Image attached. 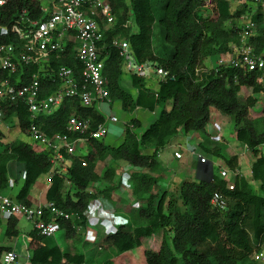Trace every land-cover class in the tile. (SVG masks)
Segmentation results:
<instances>
[{
	"label": "trees",
	"instance_id": "obj_1",
	"mask_svg": "<svg viewBox=\"0 0 264 264\" xmlns=\"http://www.w3.org/2000/svg\"><path fill=\"white\" fill-rule=\"evenodd\" d=\"M113 15V23L105 24L97 18L101 38L97 43L102 58V75L105 77L107 96L118 101L126 111L135 108L160 110L156 118L140 133L136 119L124 124L123 138L117 146L103 144L83 133L68 132L66 121L71 114L87 120L89 130L103 121L91 107L82 106L75 97L65 98L51 113H38L33 119L21 101L0 104V119L11 124L17 119V128L24 131L29 123L45 134H63L69 140L84 137L85 153L64 154L68 160L65 171L55 167L43 199L62 213L73 217L64 219L44 212L62 230L63 247L38 236L29 244L30 264H261L253 261V252L264 244V86L257 73L244 71L228 63L216 69L204 67L211 56H227L232 47L239 45L244 23L236 24L242 16L251 23L246 41L252 52L264 57V0H104ZM157 9V15L153 13ZM45 13L37 0H6L0 5V43L18 47L20 41L10 31L12 25H22L25 19H42ZM130 18L135 30L130 29ZM128 22L127 25H124ZM157 27L168 51L152 50L153 28ZM113 38L125 39L137 62L148 61L166 71L152 90L144 78L129 73L134 93L120 83L122 60L117 49L110 45ZM75 49L68 43L63 52L50 57L51 69L58 65L70 67L74 72L79 65ZM204 68L194 75V68ZM35 66L19 67L9 75L17 83L28 80ZM6 75L5 72L0 76ZM40 76L42 94L56 87V79ZM169 104V109L165 105ZM211 108L229 115L233 121V137L245 145L253 156L251 176L259 181L255 189L242 177H234L232 188L227 180L211 176L208 179L183 180L172 190L157 184L154 174L161 172L157 154L178 132L203 133ZM0 131V138H1ZM209 137L203 136L197 145L203 152L220 157L228 169L237 167L236 154L222 155L220 144L210 146ZM17 162L22 166L21 184L13 199L29 203L27 194L36 178L47 174L51 167L50 153L36 149L22 139L2 142L0 139V191L7 188V165ZM100 162L97 171L96 163ZM117 165L127 164L131 171L126 175L129 194L137 201L136 207L122 213L126 223L100 235L93 249L87 253L80 247L91 243L77 234L75 227H84L82 215L87 202L94 197L109 201L112 190L120 185L113 183ZM160 177V176H159ZM92 184L100 189L88 192ZM219 192L226 201L224 209L210 206L209 197ZM117 213V208L112 206ZM122 215V216H123ZM16 219L6 221L5 235L16 236ZM158 235L152 247L141 245L144 237ZM134 248H138L136 256ZM7 249L0 246V252ZM133 251V252H132Z\"/></svg>",
	"mask_w": 264,
	"mask_h": 264
},
{
	"label": "built area",
	"instance_id": "obj_2",
	"mask_svg": "<svg viewBox=\"0 0 264 264\" xmlns=\"http://www.w3.org/2000/svg\"><path fill=\"white\" fill-rule=\"evenodd\" d=\"M5 1L0 0V5ZM97 18L102 19L105 24L113 23V15L108 3L104 0H55L52 9L45 13L42 19H25L22 25H12L10 31L16 35L20 45L17 50L16 46L11 43H0V73H6V75L0 76V104L10 105L21 101L29 113V118L33 119L38 113H51L65 98L75 97L82 106L93 108L103 121L94 129L89 130L87 120L71 114L66 121V130L78 133L87 131L88 137L99 139L103 144L116 146L114 143L109 144L103 141L111 124L118 120L111 113V100L107 96L105 77L102 75L103 61L99 56L97 46L101 33ZM127 24L128 22L124 25ZM251 26L252 23L246 20L239 45L232 47V51L227 54L230 56L229 59L224 62V57H220V55L211 56L214 61L209 68L216 69L217 66L228 63L244 71H253L257 73V80L264 86V57L254 54L252 47L246 41L247 35L251 33ZM66 43L74 46V57L80 68L74 72L68 66L58 65L54 70H49L51 69L50 57L63 52ZM110 45L117 49L118 55L121 57L123 73H134L144 79H147L149 74L157 76L158 79L166 76V71L159 66L148 61L137 62L125 39L113 38L110 40ZM28 65L35 66L36 71L30 74L26 82L19 84L17 83L18 78L10 80V74L17 72L19 67ZM201 70L199 67L194 68V75L200 74ZM49 72L53 76L52 80L56 79V87L52 91L42 94L40 76H49ZM127 121L122 122V127ZM0 124L18 125L16 118H13L10 125L4 124L0 119ZM24 131L35 147L50 153L51 167L44 175V185H48L50 182L51 173L55 167L59 168L58 171H65V166L61 163L64 154L73 153L74 144L85 139L80 137L69 140L65 135L58 133L47 135L33 123H29ZM218 134L215 132L212 136L216 137ZM261 146L264 144L260 145L259 149ZM243 147L248 150L245 145ZM190 152L197 157V161L200 163L209 161L207 159L209 154L203 152L199 145L192 146ZM173 156L181 157L178 151H174ZM251 161H254V158ZM218 176L228 177L229 175H227L226 169L219 168ZM236 176L235 168L231 170L227 181L228 188H232V180ZM244 180L253 183L255 187L259 185V181L253 179L251 174L244 177ZM120 182L122 185L128 184L125 175L121 174ZM88 192L90 193L91 189H88ZM27 199L29 203H22L0 193V222L4 223L2 232L9 218L22 217L30 222V230L35 235L48 236L58 230V224L52 218L45 220L43 218L45 211L49 215L62 216L64 219L73 217L70 214L62 213L45 199L41 202L38 200L32 202L28 194ZM103 200L107 201L102 197H94L87 202L82 211L85 220L107 219L114 227L126 223V219L107 208ZM209 204L219 210L226 205L225 199L218 192H213L210 195ZM118 220L120 222H117ZM77 228L80 227H75V229ZM85 239L91 241V239ZM33 241L34 239L29 234L24 237L25 251L22 256H19L13 249L2 250L0 264H30L28 246ZM252 259L264 264V244L253 252Z\"/></svg>",
	"mask_w": 264,
	"mask_h": 264
},
{
	"label": "rangeland",
	"instance_id": "obj_3",
	"mask_svg": "<svg viewBox=\"0 0 264 264\" xmlns=\"http://www.w3.org/2000/svg\"><path fill=\"white\" fill-rule=\"evenodd\" d=\"M37 1H38L39 6L41 8H45L47 6L49 0H37ZM153 13L156 16L157 15V9H153ZM262 13H263V18H264V6H262ZM247 19H248V15L242 16L237 20L236 24L243 23ZM130 24H131V26H130L131 31H134L135 26L132 22V18H130ZM151 45H152V50L155 53L158 52L159 50L168 51V49H169L168 46H166L163 43L161 35L158 33L156 26L153 28ZM232 54H233V52H232ZM229 57L230 56H225L224 62H226V59L228 60ZM208 66H209V64H207V62H206L204 64V67L209 68ZM202 69H204V68H202ZM124 78L129 79V74H125L122 72L121 79H124ZM146 78H151L150 79L151 82L152 81L156 82L158 80V77L153 75V74H149L148 77H146ZM126 89L133 93V89L131 88V86H126ZM117 105L119 107H116ZM110 110H111V113L116 116L118 121L116 123H113L115 126L114 128L109 127V131L106 134V137L103 139V141L105 143L112 144L121 135L122 122H124V121H126L132 117L133 118H135L137 116L143 117L139 121L138 127H136L134 129V131L138 133V132L142 131L149 124V122H151L156 117V115L158 114V112L160 110V107L156 106L154 108V110H152V111L150 110L147 112H144L141 109H138V110L135 109V110L129 112V111L123 110L120 107L119 102L114 100V101H112V103L110 105ZM210 127H212L211 130L209 129ZM0 131L2 133L1 138H0L2 142H8V141H11L13 139H22L24 141L31 142L30 139L27 137V134L25 133V131L19 130L17 128V126H15V125L5 126L3 124H0ZM212 132L213 133H215V132L219 133L218 139L221 138V141L218 143H220L219 146L221 148V154L222 155H229L233 152L239 153L241 145L237 141H235V139L233 137V121H232V118L229 115H225L223 113H220L216 109L211 108L209 111V118L204 125L203 133H197V132L194 133L192 131H187L184 134L178 133L175 137L172 138L173 140L177 141V144H179V146H175L174 145L175 142L172 141L173 146L168 151L167 150L163 151V154H162L163 160H164V158L168 157V152L170 154L169 156L172 158V159H170V161H168L167 159L164 160V163L166 162V164L169 165V167L163 166V173L166 174L170 179L178 182L180 179L179 176L181 174H178L177 171H175L177 164L191 165L193 163V166H194L197 162V157L190 152V148L194 145H197L196 141L201 140L203 138V136L207 137L208 134L212 133ZM76 147H77V145H76ZM36 148H38V147H36ZM83 149H85V148H83ZM83 149H75V151L77 154H82ZM173 150H177L180 153L181 157L179 159H173L174 158L173 154H172ZM207 159L209 161L211 160V162L212 161L214 162V164H213L214 168L212 170L214 174L218 175L219 167L225 169V166L222 165V159L220 157L209 155L207 157ZM218 164H220V166H217ZM11 173H12V176L13 175L16 176L17 173H20V170H19V168H12ZM227 175H229V176L231 175L230 170H227ZM182 176H184V175H182ZM248 176H250L249 173L247 175H245V177H248ZM114 177H115V175H114ZM161 177H159V181H161ZM20 184H21V178L19 177L17 179V182H15L13 184V186L11 185L10 188L9 187L6 188V190L5 191L3 190L2 193L10 195V197L13 198L14 194L16 193L18 188L20 187ZM252 186L254 187L253 183H252ZM163 187H164V184H163ZM87 224H88V221H87ZM101 224H104V222L102 221L101 223H97L96 225H93L94 228L90 229V230H93V232L89 233V234H87L85 232V229H82V228L76 229L77 234H79L80 236H83L84 238L91 239V241H90L91 243H86L85 245L80 247L81 251L87 253L89 251V249H91L93 251L96 250L93 248L95 247V244L98 242L100 234L102 232H106V230L108 228V226H103V228L98 229V227H101ZM3 226H4V223L0 222V242H1L2 237H3V232H2ZM15 227L17 229V235L10 238V240L14 244L13 248L16 251V253L19 256H22L24 251H25V249H24V237L29 234V230L31 229V224L29 221L25 220L24 218L17 217ZM95 228H96V230H94ZM102 234H104V233H102ZM46 239L48 241H51V242L58 244L60 247H63L66 243L65 239L62 238V230H60V229L56 230L52 235H50ZM157 241H158V235L152 234V235H149L147 237H144L141 245H142V247L143 246L152 247L156 244ZM28 250H30V248ZM133 250H134V252L133 251L132 252L136 256L138 248H134ZM236 264H240V263H236Z\"/></svg>",
	"mask_w": 264,
	"mask_h": 264
},
{
	"label": "crops",
	"instance_id": "obj_4",
	"mask_svg": "<svg viewBox=\"0 0 264 264\" xmlns=\"http://www.w3.org/2000/svg\"><path fill=\"white\" fill-rule=\"evenodd\" d=\"M55 2V0H49L48 1V4H47V6L45 7V8H41L42 9V11L44 12V13H48L51 9H52V4ZM68 43H66V45H67ZM71 45V44H70ZM66 47V46H65ZM74 47V46H73ZM72 46H71V48H73ZM222 55H220V57H221ZM222 57H224V56H222ZM213 61H214V59H213V57H209V58H207L206 60H204V64L207 62V64H209V66L213 63ZM122 65V64H121ZM208 66V67H209ZM36 68V67H35ZM49 70H54V69H49ZM36 71V70H35ZM34 71V72H35ZM150 79L151 78H147V79H145V82H146V84H147V86L149 87V88H151L152 90H155L156 88H157V81L156 82H151L150 81ZM120 83H121V85L124 87V88H126V86H130V82H129V79H121L120 78ZM133 93H134V90H133ZM111 103H112V101H111ZM111 103H110V105H111ZM116 107H119L118 105L116 106ZM165 108L166 109H169V104H166L165 105ZM135 109H141V108H135ZM135 109H133V110H135ZM142 111H144V112H147V111H150V110H147V109H141ZM154 110V109H153ZM152 111V110H151ZM157 114V113H156ZM143 115V114H142ZM157 116V115H156ZM143 117H139V116H137V117H135V118H129L128 119V121L130 120V119H136L137 121H138V123H139V121L142 119ZM156 118V117H155ZM154 118V119H155ZM153 119V120H154ZM152 120V121H153ZM127 121V120H126ZM127 121V122H128ZM150 123V122H149ZM111 128H114L115 126H114V124H111V126H110ZM123 128V127H122ZM88 129H89V127H88ZM210 130L212 129V127H210L209 128ZM141 132V131H140ZM139 132V133H140ZM178 133H180V132H178ZM177 133V134H178ZM181 134V133H180ZM208 134V133H207ZM213 135V132L212 133H209L208 134V136L207 137H209V141H210V146H213V145H216L218 142H220L221 141V138L220 139H218V135L216 136V137H213L212 136ZM122 138H123V130H121V135H120V137L114 142V144L117 146L118 144H120L121 143V141H122ZM68 139V138H67ZM73 140V139H72ZM175 142L174 143V145L175 146H179V144H177V141H175V140H173V139H171L170 141H169V143L167 144V145H165L164 147H162L160 150H159V152H158V154H157V158H156V160H157V163H158V166H160V167H162V170H161V172L159 173V175L158 174H154L155 176H157V179L159 178V176L161 177V181H157V184L160 186V187H162L161 185H163L164 184V187L166 188V190H172L175 186H177L178 185V183L180 182V181H183V180H191V181H193V180H197V179H208V178H210L211 176H216V177H218V178H220V179H225V180H227L228 181V179H229V176L228 177H219L217 174H214L213 173V168H214V162L212 161L211 162V160L210 161H208V162H206V163H200V162H196V164L193 166V163L191 164V165H187V164H177V166H176V168H175V171H177V173L178 174H181L179 177H180V179H179V181L177 182V181H174V180H172V179H170L166 174H164L163 173V166H167V167H169V165H167L166 164V162L164 163V160L165 159H167L168 161H170V159H172L169 155V152H168V157H166V158H164V160L162 159V154H163V151H168L172 146H173V142ZM202 141V139L201 140H198V141H196V144H198L199 142H201ZM83 142L81 141V142H77V143H75L74 144V149H73V152L75 151V149H83V148H85V146L82 144ZM110 144V143H109ZM113 144V143H112ZM218 144H220V143H218ZM76 145H77V147H76ZM110 146H114V145H110ZM76 147V148H75ZM36 149H38V148H36ZM260 150L262 151V153L264 154V146H261L260 147ZM174 151H177V150H173V152ZM86 151H85V149H83V151H82V154L83 153H85ZM173 152H172V154H173ZM74 153H76V151L74 152ZM233 154H236V156H237V167H236V170H237V176L236 177H242L243 178V180H244V177H245V175H247L248 173H249V175L251 174V171H250V166H251V163H252V158H253V156L250 154V152L248 151V150H245L244 149V147H243V145H241V147H240V151H239V153H235V152H233ZM165 157V156H164ZM174 157V156H173ZM173 159H179V158H173ZM166 160V161H167ZM62 163V165L63 166H65L66 167V165L68 164V160L67 159H63V161L61 162ZM217 166H220V164H218ZM100 167H101V164H100V162H97L96 163V169H97V171L98 170H100ZM12 168H19V170H20V173H17V175L16 176H12V173H11V170H12ZM115 168V177H113V183H116V182H118V181H120V177H121V174H123V175H127L130 171H131V168L127 165V164H122V165H117L116 164V167H114ZM219 168H221V167H219ZM225 169L226 170H230L231 171V169H228V168H226L225 167ZM235 169V168H234ZM233 170V169H232ZM176 175V174H175ZM182 175H184V176H182ZM7 176H8V179H9V184H8V186H7V188L9 187L10 188V186L12 185L13 186V184L15 183V182H17V179L20 177L21 179H22V166L19 164V163H17V162H11V163H9L8 165H7ZM183 177V178H182ZM172 178V177H171ZM163 179V180H162ZM166 180V181H165ZM168 180V181H167ZM245 181V180H244ZM44 176H41V177H38V178H36V180H35V182L31 185V188H30V190H29V192H28V195L30 196V200L32 201V202H34V201H36V200H38L39 202H41L42 200H44L43 199V192H44V190L46 189V186L47 185H44ZM165 182V183H164ZM246 182V181H245ZM249 183V182H248ZM251 184V183H250ZM252 185V184H251ZM101 186V185H100ZM100 186H98L97 184L95 185V184H92V185H90L88 188H91V190L92 191H94L95 190V188H97V189H100ZM253 187V186H252ZM253 188H257V187H253ZM6 189H4V191H5ZM128 190H129V184H127V185H122L121 184V182H120V185L117 187V188H115L114 190H112V192H111V194H110V198L108 199L109 201H105V200H103V201H105V205H106V207L107 208H110V209H112V206H115L118 210H117V215L118 216H122L123 214L122 213H125L128 209H129V207H136L137 205H138V203H137V201L129 194V192H128ZM3 191H0V193H2ZM219 193V192H218ZM2 194H5V193H2ZM7 195V194H6ZM9 197H10V195H8ZM223 197V196H222ZM12 198V197H11ZM224 198V197H223ZM225 199V198H224ZM225 203H226V201H225ZM224 209V208H223ZM219 210V209H218ZM220 210H222V209H220ZM122 212V213H121ZM122 217H124V215L122 216ZM15 219H17V218H15ZM104 222V224H101V227H98V229L99 228H103V226H108V228H107V230H106V232L107 231H110V230H113L114 229V226H111L110 224V222L107 220V219H95V218H93V219H90L89 221H88V224H87V222H86V225L84 226V227H80V228H82V229H85V232L87 233V234H89V233H92L93 232V230H90V229H92V228H94V226L93 225H96L97 223H101V222ZM16 225V224H15ZM97 228V227H96ZM96 228L94 229V230H96ZM5 229H6V224H5V228H4V230H3V237H2V240H1V242H0V246H5V247H7V249H13L14 250V248H13V242H11V240H10V238H12V237H14V236H11V237H7L6 235H5ZM109 229V230H108ZM30 231V230H29ZM106 232H102V233H106ZM101 233V234H102ZM100 234V235H101ZM52 235V234H51ZM84 238V237H83ZM85 239V238H84ZM89 241V240H88ZM90 242V241H89ZM28 249H29V246H28ZM28 252H29V250H28Z\"/></svg>",
	"mask_w": 264,
	"mask_h": 264
},
{
	"label": "clouds",
	"instance_id": "obj_5",
	"mask_svg": "<svg viewBox=\"0 0 264 264\" xmlns=\"http://www.w3.org/2000/svg\"><path fill=\"white\" fill-rule=\"evenodd\" d=\"M117 222H120L119 220Z\"/></svg>",
	"mask_w": 264,
	"mask_h": 264
}]
</instances>
